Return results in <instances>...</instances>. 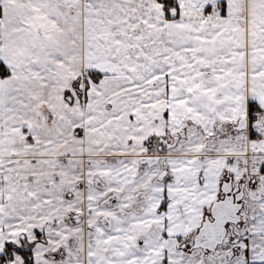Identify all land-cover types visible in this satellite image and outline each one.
I'll return each mask as SVG.
<instances>
[{
  "label": "snow or ice",
  "instance_id": "1",
  "mask_svg": "<svg viewBox=\"0 0 264 264\" xmlns=\"http://www.w3.org/2000/svg\"><path fill=\"white\" fill-rule=\"evenodd\" d=\"M0 264H264V0H0Z\"/></svg>",
  "mask_w": 264,
  "mask_h": 264
}]
</instances>
